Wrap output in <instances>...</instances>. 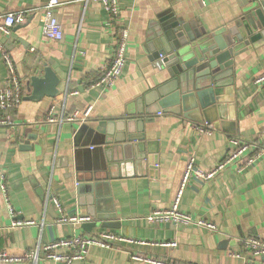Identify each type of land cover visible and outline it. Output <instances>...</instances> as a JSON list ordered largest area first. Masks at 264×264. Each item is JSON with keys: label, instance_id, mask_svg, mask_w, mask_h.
<instances>
[{"label": "crops", "instance_id": "0c3cea01", "mask_svg": "<svg viewBox=\"0 0 264 264\" xmlns=\"http://www.w3.org/2000/svg\"><path fill=\"white\" fill-rule=\"evenodd\" d=\"M51 1L0 0V15L25 13L23 24L7 35L0 32V44L24 97L32 92L30 78L42 75L45 66L60 79L58 97L23 100L13 110L0 111V120L6 122L0 125V251L17 255L38 251L37 261L17 264H55L46 259L45 247L107 231L137 243H117L113 250L92 247L86 260L74 264H151L148 259L166 264H244L243 258L233 255L241 252L243 241H264V155L251 166L231 165L212 180L203 177L226 158L231 140L264 144V91L256 84L264 73V40L241 48L243 53L234 62L235 84L222 97L225 108L222 114L216 110L208 115L217 117V123L222 122L221 115L226 119L235 115L236 134L171 114L143 116L150 120L145 125V159L112 168L108 186L100 192L102 215L116 218L100 221L91 231L59 221L64 215L90 216L78 186L97 172L110 148L100 147L102 136L93 135V130L102 121L123 119L142 109L137 100L171 79L166 69L157 67L151 23L164 15L181 19L198 32L215 33L234 27L252 0H206L205 6L202 0H121L118 26L129 27L128 64L122 78L107 90L96 83L113 56L117 25L108 26L110 17L99 2L57 0L54 13L64 36L61 41L45 38L42 17ZM8 85L7 63L0 54V91ZM52 108L57 119L75 114L77 119L50 122ZM193 118L204 121L200 114ZM199 127L207 131L201 133ZM190 159L195 160L194 171L180 211L213 223L217 232L147 219L170 208ZM113 222L117 226H104ZM171 243L177 247L166 246Z\"/></svg>", "mask_w": 264, "mask_h": 264}, {"label": "water", "instance_id": "95a60500", "mask_svg": "<svg viewBox=\"0 0 264 264\" xmlns=\"http://www.w3.org/2000/svg\"><path fill=\"white\" fill-rule=\"evenodd\" d=\"M151 38L156 46L157 67L166 69L170 80L137 100L141 106L136 112L128 113L119 120L102 121L93 130V135L102 136L100 147L109 146L104 151L102 166L92 173L88 181L79 183L78 194L85 196L88 214L95 220L83 224L91 231L102 220H114L115 214L102 215L101 190L108 186L112 168L129 166L134 161L143 162L146 154L145 125L150 120L143 116L171 114L213 125L216 130L236 134L235 115L226 119L221 115L210 118L208 115L225 108L222 97L227 88L233 87L234 62L243 50L264 40V0H252L236 25L226 30L208 33L196 31L181 19H168L164 15L151 23ZM160 56L163 58L160 60ZM60 79L51 67L45 66L43 74L30 78L31 94L25 101H42L59 96ZM228 108V107H227ZM202 115L204 121L193 118ZM228 121H226V120ZM22 148H26L25 146ZM105 227L117 226L106 223Z\"/></svg>", "mask_w": 264, "mask_h": 264}, {"label": "built area", "instance_id": "2783aa9c", "mask_svg": "<svg viewBox=\"0 0 264 264\" xmlns=\"http://www.w3.org/2000/svg\"><path fill=\"white\" fill-rule=\"evenodd\" d=\"M101 3L104 10L108 13L110 20L108 26L113 27L117 25L115 38L116 44L113 47V56L110 64L101 71L100 78L96 83L97 86L107 90L113 88L117 81H119L128 64L127 49L129 41V27L127 25L118 26L120 21V1L121 0H93ZM205 6L206 0H202ZM59 5L57 0H52L45 9V13L42 17V34L45 38L61 41L63 39V30L61 24L54 13V8ZM25 21V13H9L0 15V32L2 34H9L11 28L17 25L23 24ZM0 54L3 56L7 63L9 71V85L5 90L0 91V111L13 110L23 102L24 100V88L15 73L12 61L10 57L5 53L3 45L0 44ZM163 57L161 56V59ZM256 84L260 85L262 91H264V73L257 77ZM92 111L89 108L85 112V116L88 117ZM53 108L50 112L49 121L56 122L64 120L68 122H75L77 114L64 117L61 116L57 119L53 115ZM161 114V113H160ZM85 117V118H86ZM84 121V120H83ZM82 121V122H83ZM5 120H0V125H5ZM208 127V126H207ZM201 133L207 131L206 127H199L197 129ZM232 149L229 151L226 158L218 165L215 166L211 171L207 172L203 177L204 180L209 181L215 178L218 174L224 171L231 165L236 166H251L259 157L264 155V144L258 142H240L237 139L231 140ZM93 149V148H92ZM195 160L190 159L185 165V169L180 176V180L176 186L173 197L171 199V206L165 211H156L152 213L147 219L151 223H174L178 226H190L195 225L200 228L209 230L210 232H217L218 228L213 223L198 219L194 220L189 215L180 211V204L185 189L187 188L192 174L194 171ZM241 168V167H239ZM58 208L60 205L56 201ZM93 222V218L84 215H64L59 223L60 224H72V225H83ZM21 225V224H19ZM30 225V223H27ZM137 243L130 239L117 236L114 233L102 231L98 234L92 235H78L70 238L61 239L47 247H45L46 259L55 264H74L76 262L84 261L88 258L90 249L92 247H98L106 250H113L117 243ZM139 244L141 242H138ZM144 244V243H142ZM169 247H177V243L166 244ZM38 251H32L24 254H13L7 251H0V264H17L28 261H37ZM237 258H243L244 264H264V241L256 238L246 239L243 241L241 252L233 254ZM138 259V258H136ZM141 260V259H140ZM151 264H166L155 260H146Z\"/></svg>", "mask_w": 264, "mask_h": 264}]
</instances>
